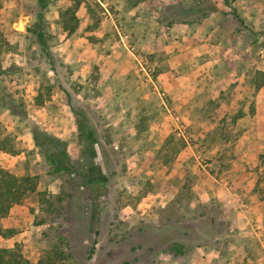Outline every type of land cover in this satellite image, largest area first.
Instances as JSON below:
<instances>
[{
	"label": "rangeland",
	"instance_id": "rangeland-1",
	"mask_svg": "<svg viewBox=\"0 0 264 264\" xmlns=\"http://www.w3.org/2000/svg\"><path fill=\"white\" fill-rule=\"evenodd\" d=\"M45 1L43 47L38 1L0 0V167L36 181L0 246L33 262L59 249L57 264H264V0H76L72 33L73 0ZM215 180L246 195L197 192Z\"/></svg>",
	"mask_w": 264,
	"mask_h": 264
},
{
	"label": "trees",
	"instance_id": "trees-1",
	"mask_svg": "<svg viewBox=\"0 0 264 264\" xmlns=\"http://www.w3.org/2000/svg\"><path fill=\"white\" fill-rule=\"evenodd\" d=\"M39 4V14L36 23H34L33 31L37 36V42L39 45L45 47L46 41L44 33L42 31L43 24V12L42 9L48 4L45 0H37ZM79 1L73 0V8L67 7L60 13L61 23L64 30L67 33H72L78 24V17L75 14V7L78 6ZM264 83V78L257 84L260 87ZM33 138L37 145H41L38 140V134L34 132ZM4 146L0 145V149H4ZM97 170L104 178V169L102 164L97 163ZM88 169H92V165ZM36 189L35 178L31 175L17 176L8 170L0 167V218L6 216L9 213L10 208L17 203H20L27 193ZM52 203H49L51 206ZM14 228H2L0 227V234L4 237H10L14 235ZM169 251L173 255H183L185 250L178 242H173L169 246ZM92 253V252H91ZM90 253V255H91ZM65 255L63 251L59 249H53L52 251L43 254L36 262L31 261L21 250L18 245L13 247H1L0 246V264H57V257ZM89 255V256H90Z\"/></svg>",
	"mask_w": 264,
	"mask_h": 264
},
{
	"label": "crops",
	"instance_id": "crops-1",
	"mask_svg": "<svg viewBox=\"0 0 264 264\" xmlns=\"http://www.w3.org/2000/svg\"><path fill=\"white\" fill-rule=\"evenodd\" d=\"M109 1L113 2V0H106V2H109ZM131 7L135 8L136 4H132ZM210 182L212 183V191H211L212 194H215L219 197H223L224 199L230 198V201H233L235 199L236 200L240 199L241 196L246 195V192H247V191L244 192L243 190L237 189L238 185L236 184L235 181H221V180L201 181L198 184H195V188H196L197 192L199 194H209V189L211 188ZM205 183H206V185H205ZM243 216L245 218H247L246 215H243ZM259 218L260 217L257 215L256 219H259ZM256 234L257 235L261 234V231L257 232ZM198 249H199V247H198ZM177 256L181 257V256H184V254L183 255H177ZM215 256H217V255H215ZM187 260H190L191 261L190 263H193L194 261L199 262L200 260L203 261L204 264L207 262V260L204 259L202 257V255H198V254H190L189 256H187Z\"/></svg>",
	"mask_w": 264,
	"mask_h": 264
}]
</instances>
